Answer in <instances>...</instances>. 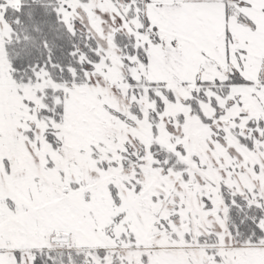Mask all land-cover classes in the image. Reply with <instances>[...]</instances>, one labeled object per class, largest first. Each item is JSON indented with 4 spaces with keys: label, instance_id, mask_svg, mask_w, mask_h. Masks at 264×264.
I'll return each instance as SVG.
<instances>
[{
    "label": "snow or ice",
    "instance_id": "6c2138e0",
    "mask_svg": "<svg viewBox=\"0 0 264 264\" xmlns=\"http://www.w3.org/2000/svg\"><path fill=\"white\" fill-rule=\"evenodd\" d=\"M0 264H264V0H0Z\"/></svg>",
    "mask_w": 264,
    "mask_h": 264
}]
</instances>
